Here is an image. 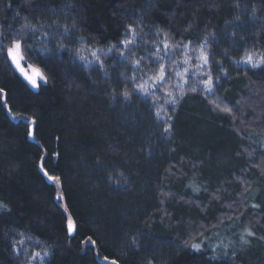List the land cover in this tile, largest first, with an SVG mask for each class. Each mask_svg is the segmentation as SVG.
<instances>
[{"label":"trees","instance_id":"trees-1","mask_svg":"<svg viewBox=\"0 0 264 264\" xmlns=\"http://www.w3.org/2000/svg\"><path fill=\"white\" fill-rule=\"evenodd\" d=\"M21 38L38 88L6 59ZM0 41V264H264V0H0ZM156 56L174 104L134 90Z\"/></svg>","mask_w":264,"mask_h":264},{"label":"snow or ice","instance_id":"snow-or-ice-1","mask_svg":"<svg viewBox=\"0 0 264 264\" xmlns=\"http://www.w3.org/2000/svg\"><path fill=\"white\" fill-rule=\"evenodd\" d=\"M33 32H35V30H32ZM65 31L67 32L68 30L65 29ZM128 31L132 34V39H125L124 41H122L121 43L124 45L125 48H128L129 45L133 44L134 38H135V30L131 27H129ZM47 35V34H46ZM10 43V47L7 48L6 50V59H9L11 61V63L16 67V69H18L21 74L24 76V78L33 86L36 87L37 86V79L35 77H38L39 79L43 80L45 79V77L39 72V70L37 69H33V73L34 75H29L27 72L24 71V68L21 66L22 62L25 61V57H31V55L33 54L32 51H26V45L28 43H30L27 40H24L23 38L21 39H17V40H12L9 42ZM163 43V48L165 50H169L174 48H179L181 49V51L183 52L184 50H195L192 49L191 47V41L188 42V44H176V45H172L170 44L167 39H165V41L162 42ZM3 44V41H0V45ZM208 45V38L206 37L204 39V41L202 43H200L198 45L199 48V54L197 56V59L200 60L202 63L200 65H198V67L203 68L204 66H207L209 64V55L206 52V47ZM0 51H3V48L0 47ZM109 52L112 51V49H108ZM129 51L131 52V49H129ZM156 52L159 53L160 52V48L156 49ZM121 57H124V52L121 51L120 53ZM92 56L94 58H97V54L95 51L92 52ZM81 60H85L86 57L80 56ZM143 59V58H141ZM162 59V57L160 56H156L155 60L153 61L154 63H159V61ZM169 63H171V61H169ZM183 63L187 64L189 63V60H185L183 61ZM241 63L244 64H249L252 67H259L260 64L256 63L254 61L253 55L249 54L246 56V58H244ZM260 63H264V57L261 58ZM27 67H31V65H26ZM103 66V64L101 63V67ZM132 68L134 70L133 75L130 77V79L132 80L133 84L135 85L134 90L136 92H138L139 94H141L142 96L145 97H151L153 95H155V86L158 85L161 87V89H164L165 85H169L170 80H172V77L169 76L166 71H165V67L163 64H160L159 66V71L157 73H155V79H154V88L153 91H149L144 84H137L136 83V75H135V71H140V61H134L132 63ZM201 75H204L206 73H200ZM176 76H180V79L182 80L183 84H188L189 80L186 78L188 76V70L185 69L184 73L181 74L179 72L175 73ZM195 75V74H193ZM200 83H202L204 85L203 91L210 97L212 95H214V82H213V77L210 74H207V79L200 81ZM176 88H179L181 90H183V87L181 84H177L175 85ZM193 92L196 91V88L193 87L191 89ZM3 90L0 89V92H2ZM122 96L124 99H130V93L125 89V91H123ZM164 97L165 98H170L169 99V103H175L176 102V97L173 95L172 91H168V90H164ZM114 99L116 98L115 96L113 97ZM153 103H155V101H153ZM216 107L220 108L221 111H230L228 108L221 106L220 104H217ZM161 111H163V109H161ZM157 116L160 118L161 117V112L158 111L157 112ZM17 117H13V119H16ZM20 119H24V117H20ZM170 119V117H169ZM31 123H35V121H31ZM165 131L167 132L168 129L165 128ZM33 136V132L30 129L29 130V137L31 138ZM41 170L44 172V175L47 177V179L52 182L53 184H59L60 183V177L49 174L47 171H44V166L43 164L41 165ZM122 176V174H121ZM253 207H256V205H253ZM67 229L69 232V235H71L73 233L74 230V226H73V222L71 221V219L68 220V224H67ZM247 236H253L254 233H252L251 231H248L246 233ZM241 242L242 243H248L247 240L244 239L243 236H241ZM21 244L24 243V241L20 242ZM38 243V241H37ZM92 243H95L94 241ZM192 247L196 250H199V245L198 244H194L192 245ZM45 256H47V252L44 253ZM33 259H37L40 258V253H35L32 256ZM104 260L107 261L108 257L105 256ZM111 264H116L115 260L111 261Z\"/></svg>","mask_w":264,"mask_h":264},{"label":"rangeland","instance_id":"rangeland-1","mask_svg":"<svg viewBox=\"0 0 264 264\" xmlns=\"http://www.w3.org/2000/svg\"><path fill=\"white\" fill-rule=\"evenodd\" d=\"M11 46V45H10ZM165 53H170V49L169 50H165ZM253 58L254 59H256L257 57H255V56H253ZM165 60V58H162L161 59V63L164 65V67H165V71H167V67H168V65H167V63L164 61ZM187 60V59H186ZM26 65H28V64H26L25 63V61H23L22 62V64H21V66L24 68V71L25 72H27L29 75H34V73H33V69H37V70H39V72L45 77V75L40 71V69L37 67V66H35V65H33V64H30L31 65V67H27ZM183 66H184V69H183V71L182 72H180L181 74H183L184 73V71H185V69H189V67H190V65H189V63H187V64H183ZM142 67L144 68V65H142ZM16 68V67H15ZM142 68V69H143ZM18 70V69H17ZM19 71V70H18ZM159 71V68L158 69H155L154 71H152V72H148V70H147V72L145 71V73H143V77L141 78V79H139V84H144L145 85V87L151 92V91H153V88H154V79H155V73H157ZM20 72V71H19ZM21 73V72H20ZM179 77V79H178V81L176 82V85L177 84H181V85H184L183 84V82H182V80L180 79V76H178ZM36 79H37V88L39 87L38 85L41 83V82H44L45 80H46V77H45V79H43V80H41V79H39L38 77H35ZM146 79H148L147 80V82H145V80ZM140 80H143V81H140ZM180 80V81H179ZM157 86V85H156ZM155 86V87H156ZM35 87V88H36ZM163 90H166V88H164ZM216 104H220L221 106H223V107H226L227 108V106L226 105H224V104H222L221 102H217ZM253 139L255 140V142L259 145V147L260 148H262V149H264V136H262V135H259V134H255V135H253ZM231 207V206H230ZM40 253V252H39ZM43 259H45V255H44V253H40V258H37V259H33V260H35V261H37V262H43Z\"/></svg>","mask_w":264,"mask_h":264},{"label":"water","instance_id":"water-1","mask_svg":"<svg viewBox=\"0 0 264 264\" xmlns=\"http://www.w3.org/2000/svg\"><path fill=\"white\" fill-rule=\"evenodd\" d=\"M32 132H33V131H32ZM30 139H31L32 142L37 143V141H36L35 138H34V132H33V136H32Z\"/></svg>","mask_w":264,"mask_h":264}]
</instances>
